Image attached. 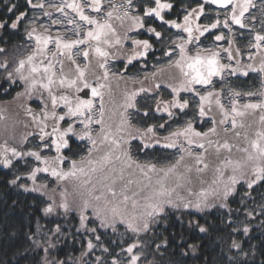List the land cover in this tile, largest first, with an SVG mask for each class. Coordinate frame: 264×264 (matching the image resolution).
<instances>
[{
	"label": "snow or ice",
	"instance_id": "1",
	"mask_svg": "<svg viewBox=\"0 0 264 264\" xmlns=\"http://www.w3.org/2000/svg\"><path fill=\"white\" fill-rule=\"evenodd\" d=\"M209 5H216L220 10L214 11L215 18L210 23H200L202 18L210 19L213 15L212 12H206V6ZM46 8L61 13L64 19H51L48 25L38 23L41 17L35 14L36 11L51 18L52 11ZM255 8L254 0H202L194 7L184 5L181 0L177 2L120 0L118 3L115 0H108L107 4L104 0H63L59 5L51 3L46 5L44 0H36L35 3L33 0H24L23 4L4 0V6L0 8V32L14 33L23 27L28 39L34 42V46L26 57L13 59L12 63L15 66L11 71H8L7 59L0 63V69L7 73L8 82L12 84H16L17 81L23 82L24 91L18 92L17 97L31 98L34 94H38L41 107L38 110L31 107L24 109L26 115L31 118L30 124L34 131L22 137L18 142L19 146H9L7 140L0 144V165L5 169L18 166L19 174L9 183L17 185L18 181L26 178L33 186L29 188L26 184H20L19 187L25 191L39 192L47 187V184L37 185L41 174H48L57 181H64L70 177L80 180V186L86 189L87 195L81 193L78 205L71 204L67 195L62 192L61 202L57 204L55 200L51 201L44 207L43 212L48 215L62 210L65 216L71 212L77 213L79 227L75 229L73 235L82 232L89 234V238L84 242L86 247L81 256H92L93 259L86 264L93 262L94 264H139L143 252L136 250L146 247L139 236L141 233L150 232L152 227L159 223V217L165 214L166 207L175 210L195 208L202 212L205 208L213 206L208 203L207 189L202 188L197 194L191 193L187 188L191 181L178 171V166L185 160V155H193L190 148L183 147V141L188 145L205 141L208 148H215L213 155L218 154L221 149L231 152L233 145L229 144L227 139L223 143L219 139H211L218 135V128L227 134L230 130L223 126L230 123L233 137L246 143V147L239 148L244 154L241 159L235 162L228 160L223 165L224 168L231 167L232 174L227 177L222 190H217L215 187L219 183L217 179L212 181L215 195L220 200V207L228 208V200L236 193L237 184L245 185L248 190L241 198V204H244L246 198H253L252 191L264 184V100L258 103H241L242 99H250L256 93L237 90L229 82V77L238 75L247 77L249 70L257 71V69L252 64L241 63L238 59L241 49L234 47L235 39L231 35L226 37L224 32L220 31L223 28L231 34L233 27L239 26L241 29H248L251 33L253 28L250 24L254 25L257 21V16L252 15V10ZM66 9H70L74 15L69 16ZM173 9H178L176 17L166 18L171 16ZM29 11L33 13L31 16ZM89 12L97 15H90ZM101 14L103 19L98 18ZM114 21L118 22L123 35L117 31ZM149 21L158 24L163 30H157V27L148 23ZM259 23L261 30L255 31L254 43L250 42L248 45L249 48L257 50L264 48V34H262L264 9H261ZM65 24L71 26V35L75 36V39L69 38L59 30L56 35H52V25ZM213 30L219 34L213 37L210 46H202L201 38L205 37V34L212 35ZM140 35H148L149 38H137ZM221 41H226L228 47H221L218 44ZM154 43L161 45L165 63L159 67L154 65L155 71L145 75L142 81H137L133 77L127 78L133 84L139 83L140 87L123 92L116 133H127L129 139L138 138L143 149L154 145H162L165 148H177L179 145L183 155L174 164L160 168L155 163H138L133 159L129 140L113 134L111 126L106 124L104 104L105 94L112 95L113 80H116L118 85L125 79L124 72L119 74L118 80L116 73L110 74L109 59L122 57L126 61L125 71H127L133 61L146 59L155 51ZM126 44H130L131 47L126 48ZM50 46H54V50ZM80 46L86 47L76 54L86 59L94 54L98 67L103 69L102 75L92 73L94 83H90L86 75L88 66L81 68L74 59L73 52ZM5 51V48H0V53ZM222 55H226L229 63L222 62ZM61 57H67L70 61L67 70ZM157 60L159 63V58ZM72 65L75 67L73 68ZM258 71L264 73V57L260 59ZM145 82H149V87H144ZM162 83H166V87L171 90V99H164L162 95L157 96L154 105L146 106L140 113L136 108V97L141 93L159 90ZM215 83L221 85L219 90H216ZM197 86L211 90L201 92ZM85 90H89L90 95ZM225 92L229 99L227 108L222 102ZM81 93L84 95L82 96ZM181 93H189L191 98H182ZM260 95L264 97V92ZM96 98L100 101L98 119ZM61 106L64 109L62 112L58 111ZM190 107H194L196 115L201 120L216 113L212 115L213 127L206 132H199L196 131L193 121L188 119L182 126L168 130L167 135H159L161 130L169 128L171 122L187 115L186 110ZM129 109L136 110L146 118H153L151 113L154 112L166 114L168 119L162 123H148L142 128L135 127L130 122ZM93 123L101 126L96 138L92 134ZM77 125L80 126V131H77ZM29 137L36 141L34 147H27L30 142ZM72 138L80 141L86 139L90 142L87 155L81 156L79 161L64 154L65 150L72 155L76 154L70 145ZM199 147L205 148V143L200 142ZM51 152L55 154H46ZM204 160L203 154L197 155L195 165L203 164V168L185 164L184 170L191 172L195 167L196 172L201 173L210 167ZM116 162L119 163V168L115 167ZM65 163L69 165L67 171L63 167ZM109 164L114 166L106 173L105 169ZM97 172L102 173L97 180L101 189L98 195L94 194L97 189L91 175ZM126 174L129 178L125 181ZM214 175L223 177L222 168H215ZM153 176L156 177L155 180ZM82 177L84 179H81ZM181 180H185L186 183L181 184ZM145 181L147 183H144ZM118 182H120L119 187H117ZM133 184L137 186L136 189H132ZM88 185H91V188H87ZM145 188L150 190V194L141 197ZM178 188L189 190V195L194 197L195 202L181 196L177 192ZM130 191L131 195L128 194ZM138 197L145 201L143 205L139 203ZM129 203L131 211H129ZM259 207V214L264 215V204ZM137 208L140 211H137ZM229 211L231 213V209ZM244 215L254 218L255 213L245 210ZM177 220L181 225L186 224L190 230L208 232V228L201 225L198 220L185 221L181 217H177ZM97 221L99 222L97 226H89L95 225ZM118 225H123L125 232L136 234L137 239L129 243L126 248L121 247L120 251L114 254L102 243L98 228L111 229L113 234H116ZM261 225H264V221H261ZM234 231L247 235L251 227L249 224H243L242 228L238 227ZM63 235L66 233L62 226L57 224L46 240L30 237L36 247L42 248L45 253L43 264H79V261L71 256L66 259L55 257L48 259L50 250L56 248L52 238L58 239ZM183 239L181 237L182 241ZM111 243L117 244L116 241ZM123 243V240L119 241V244ZM168 244L169 240L163 238L155 245L156 251L159 252L161 247H167ZM98 247L102 254H107L111 258L105 259L103 255H93ZM197 247L196 244L187 245L193 253L196 252ZM231 247L242 251L241 244L236 241L232 242ZM243 255L247 256V253Z\"/></svg>",
	"mask_w": 264,
	"mask_h": 264
},
{
	"label": "trees",
	"instance_id": "2",
	"mask_svg": "<svg viewBox=\"0 0 264 264\" xmlns=\"http://www.w3.org/2000/svg\"><path fill=\"white\" fill-rule=\"evenodd\" d=\"M190 1L193 3L200 2L199 0ZM15 3L23 4L24 0H16ZM28 42L29 39L24 34L23 27L14 33L0 32V43L5 49H9L10 45L27 46ZM1 71L0 105H5L4 101L13 98L21 85L8 82L1 75ZM20 125L21 123L16 125L19 127H15L13 130L18 136H22ZM172 151L171 148L159 147L157 154L166 157ZM18 170V166L5 169L0 165V264H43L45 253L42 248L36 247L30 237L42 241L43 232L50 231L52 234L56 224L62 226L66 235L60 236L58 239L52 238V243L56 244V248L50 250L48 259L54 257L66 259L69 256L77 259L85 250L84 242L89 235L86 232L73 235L75 229L79 227V220L74 216L66 219L63 216H45L43 209L47 200L40 194L28 192L19 187L23 183L22 180L26 179L18 181L17 185L9 183L15 178ZM223 173V177L217 178V180L227 182V177L232 173L231 167H227ZM48 179L53 180V182H49L57 190L64 186H77L76 183L80 182V180L70 177L68 182H65L68 185H64L63 181H57L56 178L49 175ZM92 182L96 184L97 189L94 194L98 195L101 190L100 184L94 179ZM185 183L181 182V184ZM87 187L91 188V185ZM215 187L219 189V187ZM187 188L193 194L201 191L193 184L188 185ZM211 188L214 186L209 184L205 189ZM146 190L149 189L146 188ZM246 191H248L246 187L240 185L238 192L229 198L228 208H221L219 198H214L208 194V203L213 206L204 209L202 212L195 208L180 210L166 208L165 214L159 217V223L155 224L150 232L139 236V239L146 245L141 264H144L143 258L145 257L149 259V264H264V225H261V221H264V215L259 214V206L264 204V198H262L264 196V184L252 191L253 198H246L244 204H241V198L244 196L242 192ZM177 192L195 202L194 197L189 195V190L178 188ZM83 193L85 196L87 195L86 191ZM245 210H252L255 213L254 218L246 217L244 215ZM89 215L91 216L90 213ZM177 217H181L185 221L198 220L201 225L208 228V232L200 233L195 229L190 230L186 224L181 225ZM243 224H249L251 227V231L247 235L234 231L238 227L242 228ZM99 233L104 246L109 247L114 254L123 247V244H119V241L123 240L122 237L127 235L133 241L137 239L136 234L125 232L123 225H118L116 234H113L111 229L99 231ZM181 237L184 238L183 241ZM163 238H167L169 244L167 247H161L157 252L155 245L160 243ZM112 241H116L117 244H112ZM233 241L241 244L242 251L231 247ZM188 244L198 245L195 253L187 248ZM95 252L99 255L102 254L99 247ZM243 253H247V256ZM104 257L105 259L111 258L107 254Z\"/></svg>",
	"mask_w": 264,
	"mask_h": 264
},
{
	"label": "flooded vegetation",
	"instance_id": "3",
	"mask_svg": "<svg viewBox=\"0 0 264 264\" xmlns=\"http://www.w3.org/2000/svg\"><path fill=\"white\" fill-rule=\"evenodd\" d=\"M12 2L15 3L16 0H12ZM33 2L35 3L36 0H33ZM44 2L46 5L49 3L59 5L60 3L63 2V0H44ZM107 2H108V0H104L105 4H107ZM115 2L118 3V2H120V0H115ZM173 2H177V0H173ZM181 2L184 5H190L192 7L196 6V3H197V2L193 3L190 0H181ZM254 2L256 3V8L254 10H252V15L257 16V21L255 22L254 25L250 24V27L253 28V31L251 33L249 32L248 29H241L239 26H234L231 34L223 28L220 29V31L224 32L226 37L231 35L235 39L234 47H239L241 49L240 54L238 56V59L241 61V63L243 65L252 64L253 67L257 69V71L249 70V74L247 77H244L242 75L229 77V82L231 83L232 87L237 88V90H241L244 92L256 93V95H254L250 99L249 98L242 99L241 103H248V102L258 103L261 100H264V97H262L260 95V93L264 92V73H261L258 71L260 59L262 57H264V48L257 50L255 48H249L248 47L250 42L254 43L253 36H254L255 31L261 30V25L259 23V19L261 18V9H264V0H254ZM3 6H4V0H0V8H2ZM46 10L52 11L51 18L45 17L39 11H36L35 14L37 16L41 17V19H40V21H38V23L48 22V24H50L51 19H61V20L64 19V17L62 16L61 13H57L52 9L46 8ZM216 10H220V9H217V8L213 7L212 5L206 6V12H212L213 15L211 16L210 19L202 18L200 23H210L211 20L215 18L214 11H216ZM66 11L69 12V16L74 15L70 9H66ZM105 11H107V9H105ZM177 11H178V9H173L171 16H166V18H175ZM32 14L33 13L31 11H29V16H31ZM88 14L97 15V14L92 13V12H89ZM98 18L103 19V15L102 14L99 15ZM221 19H223V16H221ZM246 22H247V14H246ZM113 23H114V26L117 27V31L121 35H123L121 29L119 28L118 22L114 21ZM148 23L151 24V26H153V27H157V30H159V31L163 30L156 23H152L151 21H149ZM67 26L69 28H71L70 25H67ZM62 27H63V25H57V28H59V29H62ZM175 31L176 30H173V32H175ZM23 32L25 33L24 29H23ZM217 34H219V32H217L216 30L212 31V35L205 34V37L201 38L202 46H210L212 44L213 37ZM262 34H264V32H262ZM137 38L148 39L149 36L148 35H140ZM218 44L223 48L228 47V43L226 41L218 42ZM125 47L130 48L131 45L126 44ZM154 48H155V51L153 53H151L146 59L140 60L139 62L133 61V64L128 66L127 71H125L126 61L122 57H118L116 59H109L108 69H109L110 74L116 73L117 74L116 79L118 80L119 74L121 72H124L125 79L120 81L118 85L116 83V80H113V82H112V95L109 96L108 94H105L104 104H105V122H106V124L111 126L113 134L117 135L118 137L123 136L124 139L129 140L131 155H132L133 159L136 160L138 163L151 162V163H155L156 165H158L160 158H159V155L157 154V151H158V148L160 147V145H154L151 148L143 149L141 141L138 138L137 139H129L127 136V133H116V126L119 124V106L123 103V92L125 90L131 91L134 89H138L140 87L139 83L133 84L127 78L133 77L137 81H142V80H144L145 75L150 74L151 72L155 71L154 65L156 67H159L165 63V58L163 57V51L161 50V45L159 43H154ZM77 51L80 52L79 49L76 50V53H77ZM250 56L252 57L251 59H250ZM157 58H159V63H158ZM61 59H63L64 64L66 66V70H67V66L70 64V61H68L67 57H61ZM74 59L76 60V63L80 65L81 68H85L86 66H88L87 71H86V75H88L90 83H94V78L92 76V73H95L97 75L103 74V69H100L98 67L97 58L94 56V54L91 55L88 59L84 58L82 55H80V57L74 56ZM222 62L229 63L226 55H222ZM232 63H233V66H235V62L233 61ZM72 67L74 68L75 66L72 65ZM225 75L227 76V73ZM110 79H111V76H110ZM144 87L145 88L149 87V82H145ZM215 87H216V90H219L221 85L219 83H215ZM197 88L200 91L211 90V89L200 88V86H197ZM85 91L90 92L89 90H85ZM170 91L171 90L166 87V83H162L161 88L159 90H156L154 92L141 93L140 95H138L136 97V108L140 110V113H142L145 110L146 106H153L154 105V102H155V99L157 96L162 95L164 99H171ZM181 96H182V98H189V99L191 98V94H189V93H181ZM226 96H228L227 92H225L223 94L222 100ZM95 103H96V108H97L96 118L98 119L99 118V115H98L99 104H100L99 98H96ZM192 109L193 108L190 107L188 110H186L187 115H183L180 117L179 120H175V121L171 122L169 125V128L165 129V130H169L171 127H174L175 123L180 124V123L185 122L188 119H191L192 121L196 122V118H199V117L198 116L196 117L194 115V111H192ZM128 114H129L131 124L135 127H140V128L145 127L146 124H148V123H162L168 119L166 114H157L154 112L151 113V116L153 118H151V119L146 118V117H143L141 114H138L136 112V110H134V109H129ZM213 114H216V113H212L209 116L205 117V119L208 120L209 125L211 127H213V123H212V115ZM217 118H219L218 115H217ZM258 118H259V116L257 113V120H258ZM30 119L31 118H29V120L26 123H24L23 125L22 124L20 125L21 134L23 137L34 131L33 126L30 124ZM15 127L17 128L19 126L14 125V127L12 128V131L15 129ZM223 127L228 128L230 131L227 134H225L224 132L220 131L218 128V135L211 137V139H213V140L219 139L221 141V143H223V141L225 139H227L229 144L233 145L231 152H228L225 149H221L219 154H218L219 166H220V168H222L223 171H225L227 168H224L223 165L228 160H232L233 162H235L236 160L241 159L244 156V154L239 151V148L246 147L247 145L242 140H239V139L233 137L230 123L224 125ZM100 129H101V126L99 124H96V123L92 124V134H93L94 138H96L98 136V134L100 133ZM80 130H81L80 126L78 125L77 131H80ZM29 139H31V137H29ZM183 142L187 143L186 141H183ZM203 143H205V148H201V150H202V154L205 157L204 162L207 163L206 160L208 158V155H210L211 152H214L215 148L214 147L208 148L207 143L205 141ZM70 145L72 147L73 152H75L76 154L72 155V153L67 151V150H65L64 154L66 156H70L72 159H76L79 161L81 156L87 155V148L90 146V142L87 141L86 139L83 141H80L77 138H72L70 140ZM101 147H103V145ZM171 149H173V151H175L177 149L179 150L180 146L178 145L177 148H171ZM206 149H207V151H206ZM54 154L55 153L53 152V155ZM232 154H237V158H235ZM179 156H181V155H179ZM113 166H114L113 164H109L107 166V168L105 169V172L107 173L108 170H110ZM115 167H117V168L120 167L118 162L115 163ZM182 173H184V177L187 180H190L189 172H186L184 170ZM91 175H92V180L94 179L95 181H97L98 178L102 175V173L97 172V173L91 174ZM47 176H48V174H47ZM128 178L129 177L126 174L125 181ZM132 178L135 179L137 177H132ZM155 179H156V177L153 176V180H155ZM180 182H186V181L181 180ZM119 183L120 182H118L117 187H119ZM144 183H147V181H145ZM131 187H132V189H136L137 186L135 184H133ZM128 194L131 195V191Z\"/></svg>",
	"mask_w": 264,
	"mask_h": 264
},
{
	"label": "rangeland",
	"instance_id": "4",
	"mask_svg": "<svg viewBox=\"0 0 264 264\" xmlns=\"http://www.w3.org/2000/svg\"><path fill=\"white\" fill-rule=\"evenodd\" d=\"M42 23L45 24V25H48V22H45V23L42 22ZM70 29L71 28H69L65 24V25H63V30H61V32L67 34L68 36H70L71 35ZM52 30L53 29H51V31ZM52 35H54L53 32H52ZM70 38L71 39H75L76 37L71 35ZM33 46H34V42H33L32 45H27V46H23V47L10 45L9 49H6L5 52L0 53V63H3L5 61V59H7L9 61L8 71H11L13 69V67L15 66L12 63L13 59H19V58L26 57L27 54L31 51ZM85 47L86 46H80L78 49H79L80 52H82ZM0 48H4L3 45H1V43H0ZM52 48L54 50V47H52ZM75 56L76 57H78V56L80 57V55H77V54ZM0 70H2L1 71V75L4 76L7 79V73L3 69H0ZM17 83H19L21 85V88L15 93V96L13 98H11L10 100L4 101L5 105H0V144H3L5 142V140H7L9 146H19L18 142L23 137V136H20V135L19 136L16 135V131H12V128L14 127V125H18L20 123L23 125L24 123H26L29 120L30 117H28L26 115L24 109L26 107H31L33 109L34 108L37 109L39 106L41 107V104L39 102L38 94H34L31 98H29L27 96L17 97L16 94L18 92H23L24 91L23 82L17 81ZM201 92H203V90ZM45 97H46V93H45ZM222 101L225 104V107L227 108L228 105H229L228 96H226ZM192 108H193L192 111H194V115L197 117L194 107H192ZM63 110H64L63 106H61V108L58 109V111H61V112ZM183 124H184V122L180 123V124L175 123L174 127H171L169 130L174 129L177 126H182ZM193 125H194L196 131H199V132H206L209 128H211V126L209 125L208 120H206L205 118H203L202 120L200 118H196V122L193 121ZM64 126H66V125H64ZM163 131H160L159 133H161V134L165 133L167 135V131L168 130H163ZM200 142H204V141H199L198 143H193L192 145H188L187 143L182 142L183 143V147L184 148H190V150L193 153V155L192 156L185 155V160L182 162V164L180 166H178V171L179 172H183L184 171V165L185 164L195 165V157L202 153V150L199 147V143ZM33 143H34L33 141H30L27 144V147H34L35 145ZM35 144H36V142H35ZM179 153H180V151H177L173 155L172 159H170L168 161L159 162L157 167L158 168L167 167V166H170L171 164H174L176 162V160H178L180 158ZM213 153L214 152H211V154L208 155V158H207L206 162L210 165V167L208 169L204 170L203 173L202 172L201 173H197L196 172L195 167L202 168L201 166H197V165H195V167L192 168V171L189 172L190 181L197 189H202V188L205 189L206 187L209 186V184H212L213 179L221 178L218 175H214L215 168L220 167V166H219V163H218V158H219L218 154L219 153L216 154V155H213ZM50 155H53V154H50ZM181 155H183L182 151H181ZM232 155L235 158H237V154H232ZM63 167H64L65 171H67L68 168H69V165L67 163H65ZM18 174H19V170L17 171L16 175H18ZM22 181H23L22 184H26L29 188H31L33 186L32 182L30 180H28V179L22 180ZM49 181L53 182V180L48 179L47 174H41L40 178L37 181V185H39V184H47V187L46 188H42L39 192L28 191V192H33V193H37V194L42 195L47 200V203L45 204V207L47 206L48 203H50L53 200H55L56 203L59 204L61 202V193L62 192L67 195V198H68V200H69V202L71 204L78 205L80 203V198H81L80 194L83 191L84 192L86 191V189L81 188L80 182L76 183L77 186H69V187H65L64 186L60 190H57L56 188H54V185H52ZM63 182L64 183L68 182V179L64 180ZM224 183H225V181L224 182L223 181H219V183L217 185V187H219V189H217V190H222V187H223ZM64 185H68V183L67 184L65 183ZM240 185H243V184H237V186H236L237 191L236 192H238V187ZM242 193H243L242 195L245 194V192H242ZM149 194H150V191L146 190V188H145V191H143L141 193V196L149 195ZM207 194L209 196L214 197V198L217 197L215 195L214 188H211V189L207 190ZM138 199H139V203L141 205H143L145 203V201L142 198H138ZM166 208H168V207H166ZM210 208H212V207H210ZM221 208H223V207H221ZM129 211H131V208L129 209ZM137 211H140V209L137 208ZM250 211H252V210H250ZM90 214H91V212H90ZM44 215L45 216H63L65 219L74 216V218L78 219V215H77L76 212H71L67 216H65L62 213V210H57V212L52 213V214H48V215H46L44 213ZM96 223L97 224H95V225H91L90 224L89 226L90 227L97 226L99 222L97 221ZM103 230H108V229L98 228V234H100L99 231H103ZM141 234H143V233H141ZM50 236H51L50 231H44L43 235H42V241L48 239V237H50ZM122 239L124 241L123 247H125V248L127 247V245L129 243L133 242L132 238L128 237L127 235L122 237ZM119 251H120V249L118 250V252ZM136 251H142L144 253V248L143 249H137ZM82 252H81V254H82ZM81 254L77 258V260L79 261V264H86V262L92 261V259H93L92 256H89L88 258H84V257L81 256ZM93 255H99V254H97V252H95ZM100 255H103V254H100ZM143 262H144V264H149L150 263L149 259L146 258V257L143 258ZM141 263H142V258H141L139 264H141ZM93 264H94V262H93Z\"/></svg>",
	"mask_w": 264,
	"mask_h": 264
},
{
	"label": "water",
	"instance_id": "5",
	"mask_svg": "<svg viewBox=\"0 0 264 264\" xmlns=\"http://www.w3.org/2000/svg\"><path fill=\"white\" fill-rule=\"evenodd\" d=\"M202 1V0H201ZM213 6H215L216 8H219L218 6H216V5H213ZM82 96L84 95L83 93L81 94ZM88 95H90V92H88ZM85 98H87V97H85Z\"/></svg>",
	"mask_w": 264,
	"mask_h": 264
}]
</instances>
